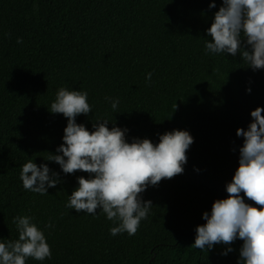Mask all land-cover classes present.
<instances>
[{"label": "trees", "instance_id": "obj_1", "mask_svg": "<svg viewBox=\"0 0 264 264\" xmlns=\"http://www.w3.org/2000/svg\"><path fill=\"white\" fill-rule=\"evenodd\" d=\"M220 6L222 0H0V240H17L14 218L30 216L52 253L26 264H238L240 239L205 251L191 246L196 226L206 223L202 213L227 198L243 146L236 129L247 130L250 112L264 109V69L253 71L239 53L205 48ZM61 87L88 93L92 112L76 122L89 131L107 119L109 128L128 129V142L157 144L174 129L194 139L183 173L141 194L153 207L134 235H111L116 224L102 210L65 206L77 177L88 174H64L44 160L63 143L67 118L48 110ZM106 97L119 99L115 112ZM30 159L59 173L61 182L45 195L23 187Z\"/></svg>", "mask_w": 264, "mask_h": 264}, {"label": "clouds", "instance_id": "obj_2", "mask_svg": "<svg viewBox=\"0 0 264 264\" xmlns=\"http://www.w3.org/2000/svg\"><path fill=\"white\" fill-rule=\"evenodd\" d=\"M215 7L210 3L209 8ZM211 37L205 42L209 53L237 56L253 71L264 69V0H222L214 13L211 26L206 30ZM17 38V43H22ZM151 73L146 80H151ZM250 91V90H249ZM110 100L115 112L119 99ZM176 107V105H175ZM48 110L67 118L62 137L63 143L56 153H49L46 161L60 166L64 174L82 171L88 177H77L76 187L65 205L75 212L95 215L98 210L116 224L110 229L115 236L126 232L134 235L142 220L146 219L153 204L143 200L142 193L149 186H157L163 179L174 178L184 171L186 152L194 142L186 130L166 131L159 135V143L148 138L133 137L126 140L127 128L113 126L109 120L98 119L89 131L78 124L76 117L92 112L86 91L61 87ZM264 109L257 107L250 112L253 121L247 130L236 129L243 137L239 148L238 167L230 183L226 184L227 198L216 199L211 212L202 213L206 223L197 225L191 245L201 251L216 244L231 245L243 241L238 264H264ZM25 190L41 195L48 188L59 184V173L46 163L39 166L30 159L22 165L20 173ZM243 193V196H241ZM245 197L254 202H245ZM14 223L19 238L15 241L0 240V264H26L28 258L44 261L51 257V248L44 232L30 216H17ZM45 227H52L51 223ZM232 251L229 247L222 255Z\"/></svg>", "mask_w": 264, "mask_h": 264}]
</instances>
